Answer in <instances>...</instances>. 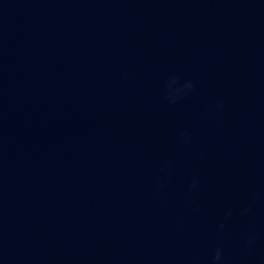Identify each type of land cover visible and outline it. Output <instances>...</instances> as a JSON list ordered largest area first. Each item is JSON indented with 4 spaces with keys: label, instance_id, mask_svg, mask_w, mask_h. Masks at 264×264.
<instances>
[{
    "label": "water",
    "instance_id": "1",
    "mask_svg": "<svg viewBox=\"0 0 264 264\" xmlns=\"http://www.w3.org/2000/svg\"><path fill=\"white\" fill-rule=\"evenodd\" d=\"M217 246L264 264V0H0V264Z\"/></svg>",
    "mask_w": 264,
    "mask_h": 264
},
{
    "label": "clouds",
    "instance_id": "2",
    "mask_svg": "<svg viewBox=\"0 0 264 264\" xmlns=\"http://www.w3.org/2000/svg\"><path fill=\"white\" fill-rule=\"evenodd\" d=\"M191 87H192L191 81H187L186 82V89H190ZM174 99H176V96L173 95L170 97V100H174ZM181 140L183 142H187V136L182 134ZM196 182H197L196 177L193 176L191 178V180L189 181V184H188L189 190L194 188V186L196 185ZM244 211H247V208H245ZM230 215H231V209H227L224 213L225 218H227ZM218 227L223 228V223L218 225ZM222 253H223V250L220 246H217L216 248L213 249L212 257H211L212 264H220V262L222 260Z\"/></svg>",
    "mask_w": 264,
    "mask_h": 264
}]
</instances>
